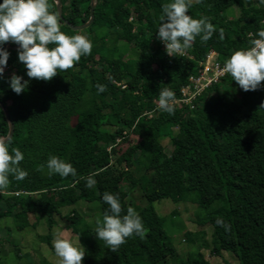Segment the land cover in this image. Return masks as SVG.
<instances>
[{
	"label": "trees",
	"instance_id": "obj_1",
	"mask_svg": "<svg viewBox=\"0 0 264 264\" xmlns=\"http://www.w3.org/2000/svg\"><path fill=\"white\" fill-rule=\"evenodd\" d=\"M168 2L99 0L96 20L87 29L91 54L48 82L27 77L14 49L18 45H3L4 49L12 47L4 79H0V103L15 125L8 147L10 153L19 148L24 154L20 166L28 176L23 181L10 177L9 194H0V218L22 217L27 222L29 216H36L45 218L51 229L55 216L62 217V211L68 210L69 229L84 248L82 264H169L177 251L155 203L181 202L193 192L207 211L216 201L225 205L209 212L204 223L200 221L214 230L212 254L220 257L228 252L240 264H264V108H260L264 91L245 92L227 75L199 98L194 110L174 106L172 115L158 110L159 91L167 87L178 97L211 52H217L224 65L234 51L247 50L250 39L258 38L255 34L264 28V4L258 0L248 8L242 0L192 2L188 14L196 19L207 17L217 31L207 43L197 36L183 56L170 57L157 39L162 5ZM49 3L50 11L59 15L57 2ZM235 5L241 7L240 16L229 21L225 12ZM63 9L61 31L79 35L66 20L76 26L88 23L92 0H63ZM98 27L117 29V39L132 44L138 58L116 56L117 47L107 46V34L94 36ZM13 73L28 81L19 95L9 87ZM98 85L105 90L100 91ZM88 93L91 99L84 108ZM8 134L0 105V138ZM162 137L172 139L170 156L165 155ZM50 155L71 163L77 175L49 176L41 165H46ZM91 174L96 184L87 188L81 177ZM138 189L150 203L138 213L147 234L143 239L128 238L113 252L97 240L95 228L75 205L81 200L98 201L104 214L108 205L102 195L110 192L118 194L123 215L130 207V195ZM218 217L227 229L217 225ZM18 228L24 229L25 223ZM183 264L209 262L200 254Z\"/></svg>",
	"mask_w": 264,
	"mask_h": 264
},
{
	"label": "clouds",
	"instance_id": "obj_2",
	"mask_svg": "<svg viewBox=\"0 0 264 264\" xmlns=\"http://www.w3.org/2000/svg\"><path fill=\"white\" fill-rule=\"evenodd\" d=\"M202 2V0H197ZM264 4V0H259ZM192 0H171L162 5L160 24L157 30V39L165 45V51L170 57L183 56L197 36L202 43H207L217 31L207 17L199 19L189 15ZM52 5L49 0H2L0 3V79H4L5 68L10 53L3 48L6 43L18 45V60L26 68V75L30 79L51 81L58 73L67 71L78 63L82 56L90 55L93 45L84 35L68 36L61 31L60 17L55 11H50ZM256 37L250 39L247 50L234 51L226 59L222 74H228L236 84L244 90L256 91L264 82V28H261ZM251 37L252 34L250 33ZM224 30H219V39L223 40ZM54 45V47H50ZM9 87L17 95L23 93L28 81L13 73L8 81ZM104 91L103 85L97 86ZM175 94L165 87L159 91L158 110L174 114ZM264 108V103L260 105ZM7 139L0 138V194L8 195L10 177L16 181L27 178L28 172L21 168L24 154L19 148L9 151ZM48 175H59L61 178L76 176V169L71 163L50 155L46 165ZM95 174L81 177L87 188H93ZM108 209L103 218L97 219L95 236L104 241L108 249L118 252L128 238L145 237L148 229L138 212L128 207L126 214L118 194L104 192L102 195ZM218 226L227 229L222 218H217ZM53 248L59 258V264H82L84 251L77 248L67 238L59 236L53 240Z\"/></svg>",
	"mask_w": 264,
	"mask_h": 264
},
{
	"label": "rangeland",
	"instance_id": "obj_3",
	"mask_svg": "<svg viewBox=\"0 0 264 264\" xmlns=\"http://www.w3.org/2000/svg\"><path fill=\"white\" fill-rule=\"evenodd\" d=\"M245 7H254L258 0H242ZM197 2V0H192ZM241 7L235 5L229 8L225 15L229 21L237 19L240 16ZM91 31L82 30L79 35L86 36L91 40ZM108 35L107 46L117 47L116 56L123 54L125 59H137L138 50L132 44H127L117 39L118 30L98 27L94 36L103 37ZM101 41V40H100ZM264 91V82L260 88ZM91 94L88 93L82 107L89 105ZM75 122V118L73 119ZM164 148L165 155L170 156L173 151L172 139L162 137L160 139ZM187 198V199H186ZM185 200L175 202L171 199H164L155 203V207L160 216L165 221V228L172 238L177 254L168 259L169 264H183L188 259H195L202 254L209 264H240L238 258L228 252H223L220 257L212 254V240L214 230L209 225L205 226L208 213L213 210L224 208L221 201H216L207 211L199 204V195L197 193H188ZM130 207L138 213L148 205L149 200L145 197L141 189L133 192L128 199ZM75 208L87 219L89 225L97 227V219L103 218V207L100 202L79 201ZM68 210L62 211V217L55 216L54 224L51 229L48 228V221L38 219L36 216H29L27 222L20 217L16 220L13 217L0 218V264H59V258L53 248V240L58 236L67 238L74 246L84 250L82 243L69 229V220L65 218ZM203 223H201V222ZM25 223L24 229L18 226ZM52 237L51 241L48 239Z\"/></svg>",
	"mask_w": 264,
	"mask_h": 264
},
{
	"label": "built area",
	"instance_id": "obj_4",
	"mask_svg": "<svg viewBox=\"0 0 264 264\" xmlns=\"http://www.w3.org/2000/svg\"><path fill=\"white\" fill-rule=\"evenodd\" d=\"M223 66L219 61V54L211 52L201 63L198 73L189 78L188 84L182 86L179 96L175 98L174 106L194 110L199 98L212 86L222 82L228 75L221 73ZM122 88L125 89L126 86H122ZM14 195L19 197L21 194Z\"/></svg>",
	"mask_w": 264,
	"mask_h": 264
},
{
	"label": "water",
	"instance_id": "obj_5",
	"mask_svg": "<svg viewBox=\"0 0 264 264\" xmlns=\"http://www.w3.org/2000/svg\"><path fill=\"white\" fill-rule=\"evenodd\" d=\"M55 1L58 4L59 15H60L61 19L64 20L65 19V16H64V9H63V0H55ZM98 4H99V0H92L91 19H90V21L88 23H86V24H84L82 26H76V25L72 24L69 20H66L68 26H70L75 31L87 30L90 27H92V25L94 24V22L96 20V9H97ZM18 47L19 46L15 47L14 49H18ZM10 49H12V47H10V46H7L5 48V50H7V51H9ZM0 105H1V107L3 108V110L5 112V115H6L8 124H9V134L5 138L9 142L13 138V136H14V133H15V125H14V123L12 121V118H11L9 112L4 107L3 103H0Z\"/></svg>",
	"mask_w": 264,
	"mask_h": 264
}]
</instances>
